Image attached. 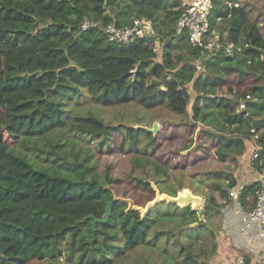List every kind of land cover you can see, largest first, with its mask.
<instances>
[{"label": "trees", "instance_id": "obj_1", "mask_svg": "<svg viewBox=\"0 0 264 264\" xmlns=\"http://www.w3.org/2000/svg\"><path fill=\"white\" fill-rule=\"evenodd\" d=\"M211 2L210 27L224 32L218 26L224 21L228 37L224 40L241 45V51L200 53L184 34H175L181 0H0V264L59 260L63 254L67 262L75 259L76 264H109L119 251L158 242L163 255L157 249L153 253L161 262L169 255L173 261L166 264H212L218 240L216 230L207 226L210 214L222 213L230 201L227 188L236 182L245 185L235 202L248 201L251 206L253 182L233 168L216 170L205 164L209 175L202 179L212 181L211 193L218 197L208 195L199 212L190 205L158 201L141 215L136 208L118 206L107 186L111 181L107 173L91 171L92 150L73 147L74 134L93 140L98 151L107 150L115 137L125 144V152L133 154L152 151L158 142L144 126L112 125L100 111L78 109L76 105L87 97L99 110L128 101L143 109L161 106L183 116L187 125L215 108L220 128L206 129L204 134L217 140L214 154L220 162L228 158L237 162L246 140L253 142L251 127L259 133V144H264V83L251 87L256 99L248 100L243 109L238 102L246 92L240 96L232 85L224 87L227 74L264 79V36L249 19L244 3ZM84 17L97 26L80 31ZM134 17L152 20L153 37L128 44L106 40L102 26L130 24ZM154 40L158 51L152 49ZM221 87L224 93L218 94ZM198 144L202 151L209 148L206 140ZM198 150L179 152L177 160L193 161ZM263 154L252 158L254 169L264 167ZM162 179L163 174H158L157 180ZM182 188L161 192L174 196ZM108 201L107 221L96 223L92 230L87 216L101 218ZM116 220L119 230L112 231L108 227ZM161 221L171 226L153 228ZM183 229L189 232L187 237L181 235ZM208 229L212 247L202 250L199 260L190 244L187 248L183 243L205 237ZM172 234L176 250H169L166 243ZM112 246L116 248L110 255ZM149 259L136 264H159Z\"/></svg>", "mask_w": 264, "mask_h": 264}, {"label": "rangeland", "instance_id": "obj_2", "mask_svg": "<svg viewBox=\"0 0 264 264\" xmlns=\"http://www.w3.org/2000/svg\"><path fill=\"white\" fill-rule=\"evenodd\" d=\"M237 2L246 5L245 7L249 19L257 23L261 34L264 36V0H237ZM219 23V30L224 31L221 32L223 33V39H227L225 23L224 21ZM172 53L175 54L176 51L174 52L172 50ZM158 61L161 62L162 58L160 57ZM173 62H175L174 58ZM256 77L254 78L251 74H245L242 77L227 74L224 76L226 79L224 87L227 88L226 86L232 85L233 89L241 96L243 92L251 91L253 85L264 83V79ZM216 92L218 94L224 93V90L221 87L217 89ZM199 105L201 107L204 106L202 103ZM76 106L82 111H87V109L100 111L101 116L112 125L126 123L133 127L144 126L147 129H152L153 124H157V131H151L158 137L155 148L152 151L148 150L143 153L136 152L135 154L137 156L135 158V154L124 151L125 144L121 145L117 137L111 142V146H109L107 150L98 151L93 140H86L79 135H73V138H75L73 143L75 150L78 148H81L82 151L86 148L92 150L94 165H92L91 171L98 172L102 176L107 173L109 177H111V181L107 186L112 191L113 197L117 200L119 207H133L138 209L140 214L143 215L155 204V202H158L157 199L160 194L165 193L161 192L162 189H174L175 187L183 186V188H187L191 193L200 197V204L197 206H194L192 202L188 204H176L179 206L190 205L192 209L199 212L205 205L208 195L213 194V196L215 195V197H218L217 192L214 191L211 193L213 189L211 185L212 181L202 179L209 175L207 171L204 170L205 164L216 170H224L227 167L233 168L232 172L245 177V179L249 177L248 181L254 178V174L252 175V173H250L251 170L253 173L256 170L254 169L255 166H253L252 152L250 150L255 145L253 142L249 141V139L246 140V151L244 150L242 154L237 156V162L231 161L230 158L224 162H220L214 154V148L215 145H218V142L216 139L210 140L209 137L204 134V130H216L220 128L221 117L215 108H211L205 117L201 118V120L199 119V121L193 125H187L183 124V116L168 112L161 106L152 109H143L137 106L133 101H128L121 105L101 107V110H99L96 108L92 99L87 97ZM189 113H191L190 110ZM262 116H264V112ZM179 120L182 122H175ZM227 131H232L231 127H228ZM202 140H206L209 145L206 151H202L200 144H198V142ZM70 145L71 144L68 145L67 150L70 149ZM193 148L199 149V155L193 157V161L182 163L177 160L179 152L186 154L187 151ZM163 168L166 170H163ZM158 174H163L162 181L157 180ZM140 178L142 180H140ZM182 189L177 191L176 194L181 192ZM248 199L250 201L251 197ZM225 207L226 206H223L224 209H221L222 213L216 210L211 212L209 217L210 224L207 223L208 227L211 226L216 230L218 240V249L212 257V264H216L213 259L220 254L223 241H228V239H230V237L227 236L228 231L225 229V227H228L226 225L228 217L225 211L227 207ZM198 216L201 218L203 214L198 213ZM163 222L164 221H161L159 225L154 224L153 228L161 229L171 226L169 223L163 225ZM108 228L112 231L119 230V221L116 220L112 222L111 226ZM230 230L236 233L234 229ZM188 233L189 232L184 229L181 230V235L183 237H187L189 235ZM174 235L175 234L170 235L171 238L167 239L166 243H168L169 250H176L178 248V243L173 241ZM162 236L163 235L159 236L161 240ZM233 237L235 238V234ZM118 239L122 243V238L118 237ZM212 240L213 238L208 229L205 237L200 236L191 238L185 240L183 244L187 248L190 244L192 254L200 255V257H198L200 260L203 257L202 250H209L212 247ZM121 243L119 244L121 245ZM161 245L162 243L158 242L155 246L144 244L131 249H125L122 252L119 251L118 254L113 257V262L109 264H136L137 261L142 260L144 262L143 259L146 257H149V262L152 263H154V261H158L159 264L172 262L173 258H170L169 255L167 259L165 258L166 261H164V263L161 262L162 259L160 260L158 254L155 256L153 253L155 249H157V252L160 251L163 255V251L161 252ZM228 246L231 247V243ZM112 248L113 250H111L110 255H113L114 248L116 247L112 246ZM149 251H151V254ZM166 252L169 254L168 250ZM151 255H153V257ZM47 262H49L48 264H76L75 259L67 262L66 255L64 254L59 260H32L28 264H47ZM185 264L194 263L190 261Z\"/></svg>", "mask_w": 264, "mask_h": 264}, {"label": "built area", "instance_id": "obj_3", "mask_svg": "<svg viewBox=\"0 0 264 264\" xmlns=\"http://www.w3.org/2000/svg\"><path fill=\"white\" fill-rule=\"evenodd\" d=\"M181 7L182 10L174 23L175 34H184L187 42L198 47L200 53L223 50L228 54H233L235 51H241V45L229 40L225 41L218 30L210 27L211 0H181ZM95 26H97L96 22L84 17L79 27L82 31ZM102 31L106 40L115 44H128L136 38L153 37L154 35L153 22L146 17H134L130 24L122 26L109 23L102 26ZM152 49L158 51L156 40H154ZM157 58H160L159 52ZM198 64L199 62H197V66ZM252 98L256 99L250 91L246 92L245 96L239 99V108H245L246 102ZM250 132L251 139L255 143L251 156L255 158L262 152L264 153V144H259V133L254 127L250 128ZM262 158L261 161L264 160V154ZM251 182L255 184L251 206L247 205L248 201L241 204L234 200L242 193L245 185L243 182H236L227 188L230 201L225 205L232 206L233 214L237 219V231L246 236H250L254 228L264 229V167L261 170H256ZM225 264H264V256L250 260L244 253H237L232 261Z\"/></svg>", "mask_w": 264, "mask_h": 264}, {"label": "crops", "instance_id": "obj_4", "mask_svg": "<svg viewBox=\"0 0 264 264\" xmlns=\"http://www.w3.org/2000/svg\"><path fill=\"white\" fill-rule=\"evenodd\" d=\"M255 172L256 170L254 171V173L252 172V170L250 171L252 175L253 174L255 175ZM246 179H249V177H247ZM226 207H225L226 208L225 211L228 217L226 225L228 227H225V229H227L228 231L227 236L230 237V239H228V241L225 240L223 241L221 252L219 255L214 257L213 261L216 262V264H225L228 261H232L237 253H244L247 259L250 260H255L263 257L264 229L254 228L250 236L241 234L240 232L237 231V219L233 214L232 206L228 205ZM230 229H234L236 233H233V231ZM234 234H235V238L233 237ZM230 243H231V247L228 246Z\"/></svg>", "mask_w": 264, "mask_h": 264}, {"label": "water", "instance_id": "obj_5", "mask_svg": "<svg viewBox=\"0 0 264 264\" xmlns=\"http://www.w3.org/2000/svg\"><path fill=\"white\" fill-rule=\"evenodd\" d=\"M146 128V127H145ZM147 129V128H146ZM149 131H157V124L154 123L153 126H152V129H149ZM191 200H194L196 203H198V205L200 204V197L196 194H193L191 192H186L185 194H177V195H169L167 193H163L162 196H159V198L157 199V201H168V202H173V203H177V204H180L181 202H189ZM156 203V202H155ZM110 212H111V202L108 201L106 203V206H105V211L102 215L101 218H97L95 217L94 215L90 214L89 218H91V229L94 230L95 229V225L96 223L100 222V223H103V222H106L109 215H110Z\"/></svg>", "mask_w": 264, "mask_h": 264}, {"label": "bare ground", "instance_id": "obj_6", "mask_svg": "<svg viewBox=\"0 0 264 264\" xmlns=\"http://www.w3.org/2000/svg\"><path fill=\"white\" fill-rule=\"evenodd\" d=\"M186 192H190V191H189L187 188H183L182 191L179 192L178 194H185ZM176 195H177V194H176ZM160 196H162V194H160ZM189 202H192V204H193L194 206H197V205H198V203H196L194 200H191V201H189ZM189 202H187V204H188ZM181 204H186V202H181Z\"/></svg>", "mask_w": 264, "mask_h": 264}]
</instances>
